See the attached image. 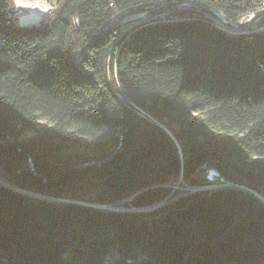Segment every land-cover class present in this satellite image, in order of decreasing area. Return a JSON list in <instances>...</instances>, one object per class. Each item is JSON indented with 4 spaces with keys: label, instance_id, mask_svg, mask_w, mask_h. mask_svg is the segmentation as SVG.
Masks as SVG:
<instances>
[{
    "label": "trees",
    "instance_id": "16d2710c",
    "mask_svg": "<svg viewBox=\"0 0 264 264\" xmlns=\"http://www.w3.org/2000/svg\"><path fill=\"white\" fill-rule=\"evenodd\" d=\"M161 3L0 0V264H264V13Z\"/></svg>",
    "mask_w": 264,
    "mask_h": 264
},
{
    "label": "water",
    "instance_id": "95a60500",
    "mask_svg": "<svg viewBox=\"0 0 264 264\" xmlns=\"http://www.w3.org/2000/svg\"><path fill=\"white\" fill-rule=\"evenodd\" d=\"M182 4H191L192 6H195L197 8H200L202 11H205L208 15H210L212 17V19H214V21L216 20L217 22L225 25V26H228V27H231V28H234L236 29L237 31L241 29V27L245 24H247L248 22H251L253 19H255L257 16H259L260 14L264 13V7L260 8V9H257V10H254V11H251V13H247L248 14V17L247 19L245 20H241L242 16H245L246 13L244 14H241L237 17V19L235 21H231L229 19H227L225 17V15L223 13H221L220 11L216 10L215 8H213L212 6L208 5L207 3H203V2H199V1H195V0H176V1H167L165 3H161L159 4L157 7L151 9V10H148V11H142L140 12V16L138 17H142V16H147L151 13H156V12H161V11H167L168 14L170 13L169 10L172 11V9L175 7H179L180 5ZM177 6V7H176ZM158 14V13H157ZM137 17L135 18H131L127 21H123V22H120L118 23L116 26H120V25H123L125 24L126 22H129L131 20H134L136 19ZM38 22H35L33 24H38ZM21 24V23H20ZM25 25V24H23ZM28 25H31V24H28ZM263 26H258L256 28H262ZM83 50H84V47L81 48L79 51H78V54H77V60L80 62L81 60V55L83 53ZM122 137V133H120V138ZM30 168L33 169V164L30 160ZM1 182V181H0ZM222 185H231L229 183L227 184H222ZM220 186V185H218ZM208 187L207 185H204V186H200V188H198V186H195V187H192L194 189H201V188H206ZM256 195L258 197H260L262 200H264V197L261 196L260 194L256 193ZM106 206V205H104ZM150 208V207H148Z\"/></svg>",
    "mask_w": 264,
    "mask_h": 264
},
{
    "label": "rangeland",
    "instance_id": "374dc122",
    "mask_svg": "<svg viewBox=\"0 0 264 264\" xmlns=\"http://www.w3.org/2000/svg\"><path fill=\"white\" fill-rule=\"evenodd\" d=\"M14 1V5H15V7H16V11H15V18H16V22L18 23V24H20V22H19V12L23 9V8H21V7H19L17 4H16V0H13ZM44 1H46V3H47V5H49V7H50V9L48 10V12L47 13H49L52 9H53V7H54V4L56 3V0H44ZM171 1H176V0H171ZM195 1H198V0H195ZM252 1V8L248 11V12H246V15L245 16H242V18H241V20H245V19H247V17H248V14L247 13H251V11L253 10H257V9H260V8H262V7H264V0H251ZM199 2H203V1H199ZM163 3H165V2H163ZM203 3H205V2H203ZM192 7V5L190 4H182V5H180L179 7H177V8H188V7ZM200 9V8H199ZM168 11V10H167ZM162 12V11H161ZM46 13V14H47ZM157 13H160V11L159 12H156V13H151V14H149V15H147V16H142V17H138V16H140L141 14L140 13H137L136 15H134V16H132L131 18H135V17H137L136 19H134L135 21H137V20H139V19H141V18H144L145 20H151V19H156V18H158V14ZM45 14V15H46ZM44 15V16H45ZM165 15H168V12H166L165 13ZM43 16V17H44ZM42 18V17H41ZM131 18H129V19H131ZM129 19H126L125 21H127V20H129ZM41 20V19H40ZM39 20V21H40ZM134 20H131V21H134ZM214 20V19H213ZM254 20V19H253ZM215 23L217 24V25H219L220 27H222V28H224V29H227L228 31H237L236 29H234V28H231V27H228V26H225V25H223V24H221V23H219V22H217L216 20H215ZM249 23V22H248ZM21 24H24V23H21ZM20 24V25H21ZM30 24H33V23H30ZM25 25H28L27 23L25 24ZM259 26H263V25H259ZM241 30V29H240ZM240 30H238V31H240ZM46 122H48L45 118H41L40 119V123L41 124H44V123H46ZM210 170H214V169H212V168H207V170H206V174H205V177H206V179L208 180V183L207 184H203V185H198V188H200V186H204V185H207L208 187H210V186H214V185H217V184H219V183H225V184H227L228 182H225V181H221V179H220V177L217 175V171H214L215 172V174L214 175H211V171ZM214 172H212V173H214ZM0 181H3L1 178H0ZM6 183V182H5ZM230 184V183H229ZM176 186V185H175ZM178 187H180V185H177ZM192 187H195V186H188V187H186V188H188V189H191V190H197V189H194V188H192ZM202 189V188H201ZM107 206V205H106ZM144 208H148L147 206H145Z\"/></svg>",
    "mask_w": 264,
    "mask_h": 264
},
{
    "label": "bare ground",
    "instance_id": "6f19581e",
    "mask_svg": "<svg viewBox=\"0 0 264 264\" xmlns=\"http://www.w3.org/2000/svg\"><path fill=\"white\" fill-rule=\"evenodd\" d=\"M16 4L19 7L23 8L19 12V14H20L19 15V22L24 23V24H26V23L30 24V23L38 22L41 19V17H43L48 12V10L50 9L49 5H47L46 1H44V0H16ZM210 171H211V175H214L215 174L214 171H216V170L214 169V170H210ZM212 172H214V173H212ZM217 175L219 176L218 172H217ZM220 179H221V181H223L222 177H220ZM223 183H219V184L214 185V186L222 185ZM214 186H210V187H214Z\"/></svg>",
    "mask_w": 264,
    "mask_h": 264
},
{
    "label": "built area",
    "instance_id": "2783aa9c",
    "mask_svg": "<svg viewBox=\"0 0 264 264\" xmlns=\"http://www.w3.org/2000/svg\"><path fill=\"white\" fill-rule=\"evenodd\" d=\"M159 1H162V3L163 2H166V1H171V0H159ZM198 1H203L204 2V0H198ZM112 2H110V4H111ZM167 11H165V12H160V13H158V16H160V17H165V13H166Z\"/></svg>",
    "mask_w": 264,
    "mask_h": 264
}]
</instances>
